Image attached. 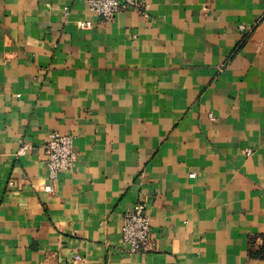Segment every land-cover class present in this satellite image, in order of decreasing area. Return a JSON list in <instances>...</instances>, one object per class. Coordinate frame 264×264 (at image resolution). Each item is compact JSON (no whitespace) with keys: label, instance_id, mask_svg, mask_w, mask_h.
<instances>
[{"label":"crops","instance_id":"crops-1","mask_svg":"<svg viewBox=\"0 0 264 264\" xmlns=\"http://www.w3.org/2000/svg\"><path fill=\"white\" fill-rule=\"evenodd\" d=\"M144 1L0 0V264H264V0Z\"/></svg>","mask_w":264,"mask_h":264},{"label":"built area","instance_id":"built-area-1","mask_svg":"<svg viewBox=\"0 0 264 264\" xmlns=\"http://www.w3.org/2000/svg\"><path fill=\"white\" fill-rule=\"evenodd\" d=\"M89 9L103 20H111L123 8L143 11L146 8L144 0H88ZM88 28L89 24L83 25ZM74 138L68 134L51 131L44 146L45 163L49 170V179L53 183L56 177L67 171H71L77 161V154L73 148ZM253 153L247 149L245 154ZM190 176H193L191 174ZM45 190H52L51 184L45 186ZM151 220L145 212V206L136 203L132 210L123 216L121 227V240L126 246V252L130 254H146L152 249L150 237ZM78 259V257L76 256Z\"/></svg>","mask_w":264,"mask_h":264},{"label":"trees","instance_id":"trees-1","mask_svg":"<svg viewBox=\"0 0 264 264\" xmlns=\"http://www.w3.org/2000/svg\"><path fill=\"white\" fill-rule=\"evenodd\" d=\"M252 249V248H251Z\"/></svg>","mask_w":264,"mask_h":264}]
</instances>
